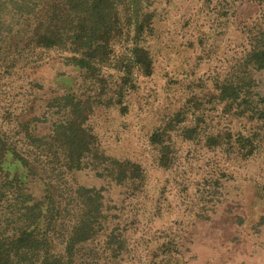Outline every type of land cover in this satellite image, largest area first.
<instances>
[{
  "label": "trees",
  "instance_id": "16d2710c",
  "mask_svg": "<svg viewBox=\"0 0 264 264\" xmlns=\"http://www.w3.org/2000/svg\"><path fill=\"white\" fill-rule=\"evenodd\" d=\"M153 1L0 0V264L123 259V210L146 173L139 161L106 153L88 120L96 104L122 102L135 70L153 71L145 44ZM46 67L55 71L46 75ZM209 95L249 125L212 133L205 144L249 157L264 134V21ZM172 119L149 136L162 167L170 162ZM255 218L252 212L247 222ZM195 241H163L148 250L149 263L203 264L186 258Z\"/></svg>",
  "mask_w": 264,
  "mask_h": 264
},
{
  "label": "rangeland",
  "instance_id": "374dc122",
  "mask_svg": "<svg viewBox=\"0 0 264 264\" xmlns=\"http://www.w3.org/2000/svg\"><path fill=\"white\" fill-rule=\"evenodd\" d=\"M149 9L153 71L135 70L122 102L96 104L88 120L106 153L137 160L146 173L126 199L127 248L115 264H150L148 250L169 239L197 240L190 261L264 264V216L257 222L264 215V134L246 158L205 144L212 133L247 131L249 122L225 114L209 91L264 21V0H154ZM169 118L170 162L162 167L149 136ZM184 127H193L190 137ZM83 181L94 182L91 175ZM252 212L256 218L247 222Z\"/></svg>",
  "mask_w": 264,
  "mask_h": 264
}]
</instances>
